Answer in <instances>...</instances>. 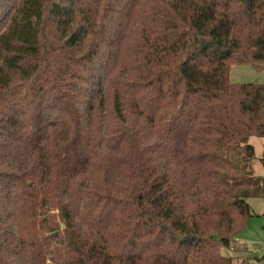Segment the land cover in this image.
<instances>
[{
  "label": "trees",
  "instance_id": "1",
  "mask_svg": "<svg viewBox=\"0 0 264 264\" xmlns=\"http://www.w3.org/2000/svg\"><path fill=\"white\" fill-rule=\"evenodd\" d=\"M232 64L264 0H0V264H234L264 83Z\"/></svg>",
  "mask_w": 264,
  "mask_h": 264
},
{
  "label": "rangeland",
  "instance_id": "2",
  "mask_svg": "<svg viewBox=\"0 0 264 264\" xmlns=\"http://www.w3.org/2000/svg\"><path fill=\"white\" fill-rule=\"evenodd\" d=\"M229 79L232 83H264V70L256 71L250 64H232ZM248 143L254 147V157L250 162L251 169L255 175L264 176V137L251 136ZM246 201L252 216L249 218L248 226L233 237L244 245L239 242L234 243L238 247V252L234 249L230 251V246L228 250L222 249L231 254L236 253L235 256L238 257L234 264H239L241 260H252L255 250L264 245V197H249ZM250 264L253 262L251 261Z\"/></svg>",
  "mask_w": 264,
  "mask_h": 264
},
{
  "label": "built area",
  "instance_id": "3",
  "mask_svg": "<svg viewBox=\"0 0 264 264\" xmlns=\"http://www.w3.org/2000/svg\"><path fill=\"white\" fill-rule=\"evenodd\" d=\"M234 242L238 243L239 241L234 239ZM233 249L234 248L232 246L229 247L230 251H232ZM263 253H264V245L259 246V248L255 250V253L253 254L252 260L241 262L239 264H250L251 261L253 262V264H264V261L261 259Z\"/></svg>",
  "mask_w": 264,
  "mask_h": 264
},
{
  "label": "crops",
  "instance_id": "4",
  "mask_svg": "<svg viewBox=\"0 0 264 264\" xmlns=\"http://www.w3.org/2000/svg\"><path fill=\"white\" fill-rule=\"evenodd\" d=\"M239 243H241V242H239ZM241 244H243V243H241ZM243 245H244V244H243ZM241 249H242V248H241ZM243 249H244V248H243ZM223 251H224V250H223ZM223 253H224L225 255H232V256H233V255H234V256L236 255V253H235V254H231V253H228V252H226V251H224ZM237 257H238V256H237Z\"/></svg>",
  "mask_w": 264,
  "mask_h": 264
}]
</instances>
